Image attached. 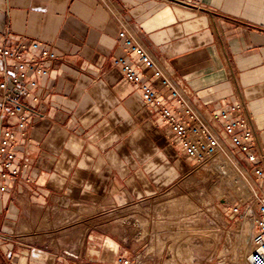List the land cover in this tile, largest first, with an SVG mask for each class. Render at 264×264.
I'll use <instances>...</instances> for the list:
<instances>
[{
	"label": "crops",
	"instance_id": "crops-1",
	"mask_svg": "<svg viewBox=\"0 0 264 264\" xmlns=\"http://www.w3.org/2000/svg\"><path fill=\"white\" fill-rule=\"evenodd\" d=\"M121 30L203 115L243 103L264 153V0H0V47L38 40L61 62L47 77L31 76L39 96L26 128L32 164L0 191V264H113L117 242L105 240L113 256L102 259L90 230L76 258L60 257L86 234L66 226L95 217L79 216L75 207L97 206L111 190L148 200L191 169L141 90L114 64L122 55L134 61ZM7 67L0 58V81ZM22 158L18 153L14 164ZM53 205L73 210L71 219L41 229L40 242H32L37 228L27 229L26 216Z\"/></svg>",
	"mask_w": 264,
	"mask_h": 264
},
{
	"label": "built area",
	"instance_id": "built-area-1",
	"mask_svg": "<svg viewBox=\"0 0 264 264\" xmlns=\"http://www.w3.org/2000/svg\"><path fill=\"white\" fill-rule=\"evenodd\" d=\"M119 36L134 61L122 55L113 59L114 64L126 82L141 90L147 110L160 116L170 132L171 141L182 148L192 167L209 166L207 171L212 173L209 181L215 187L218 177L231 175L229 181L237 194L250 193V199L242 203L243 208L236 203L227 206L230 214L238 216L242 237H246L244 225L249 224L248 250L239 256L235 252L236 248H232L229 239H226V244L217 253L213 264H264V153L243 103L239 102L230 109L211 112L209 116L203 115L179 93L176 82L162 72L156 59L131 33L121 30ZM0 58L8 64L7 69L2 71L3 80L0 81V191H4L6 180L18 176L25 167L32 164L27 158L31 139L26 128L30 115L35 113L39 96L34 91L37 82L31 76L39 74L47 77L52 70L60 67L61 62L51 48L38 40L29 42L26 38L15 41L12 46L0 47ZM170 101L174 102V109L168 107ZM18 153L23 158L20 164L15 165ZM224 163H228V173L215 168ZM190 170L189 174L192 173ZM235 174L247 185L244 193L238 192V185L233 182ZM211 190L212 186L209 188ZM37 208V214L34 210L26 216V220H30L27 229L31 231L32 227L37 228L38 236L31 239L35 243L42 239L41 229L51 230L57 222L55 230L62 220L70 218L68 216L64 219L62 214L71 213L63 212L54 205ZM82 241L83 238L74 241L70 249L60 254V257L76 258V253L82 248ZM54 244L51 247L56 248ZM175 256L165 263L182 264L191 260ZM148 258H141L138 254H117L113 264H149ZM190 264L211 262L199 256L194 257Z\"/></svg>",
	"mask_w": 264,
	"mask_h": 264
},
{
	"label": "rangeland",
	"instance_id": "rangeland-1",
	"mask_svg": "<svg viewBox=\"0 0 264 264\" xmlns=\"http://www.w3.org/2000/svg\"><path fill=\"white\" fill-rule=\"evenodd\" d=\"M208 167L197 165L191 167V174L188 172L187 174L183 175L182 178L178 180V182L170 186L167 190L158 194H154L152 197H146L148 200H141L145 198L133 200L127 191H118L113 193V190H111L105 194L104 197L99 200V204L93 208L89 206H83V212L81 210H77V207H75V214L83 217L87 214H93L95 216L94 218L85 219L84 221L78 220L76 223L69 224L66 226V228L69 229L72 227L74 228L73 231L77 230L79 233H86L82 241L83 244L85 239H88L87 236L91 234L88 232V230H90V232H97L93 235L91 234L92 240H89V242H91L90 244L95 242L97 245L101 246L102 249L104 248V252L101 251L102 254H100L102 259L107 260V257L110 258L113 256L107 252V249L104 246L105 240L110 238L112 240L114 239L119 245L118 254H125L126 256L138 254L141 256V258L145 256L146 258L151 257L148 260L149 264H164L166 261H168V259H170L171 255L173 256L176 254L174 246L170 245L169 243L171 241L172 243L173 241L175 242L178 238V234L185 230L184 224L186 225L192 222L193 226H195V224L198 223L200 225H205L210 222L211 225H214V228L218 232V243L213 244L212 246H206L197 249L193 256L204 257V260L213 264L217 258V253L221 247L226 244V239H229L232 248H236V245L240 244L242 239L248 238L247 236H241L243 231L238 224V216L230 214L227 210V206H232L234 203H236L238 207L243 208L242 203L245 202V200L250 199V193H246L244 195L237 194V192H235L234 185L231 181H229V177L225 176L224 178L223 175L222 177H218V182L216 185L217 187H215L212 182L210 183L208 181L202 183L198 182L197 184H195L193 181H186L188 178H190V176L199 177L201 174L206 173ZM211 186L213 190L209 191ZM199 191H202L203 195H201V199L203 200V203L201 208L197 209V212L188 213L189 211H184L178 217L165 216L161 211H157L155 213L151 212L155 210L153 207L161 204L165 205V202L169 201V199H176L181 196L188 197L193 192ZM69 211L73 212L71 209L65 210V212ZM35 212L38 213L37 210ZM218 214H221V219L220 217L216 216ZM70 215L71 213H69V215L65 214L63 217L67 218ZM69 221L70 220L62 223L64 225L60 226L64 227ZM63 230L60 229V231L55 232L57 235L59 234L57 236V240L60 242L66 241L68 237L67 232H63ZM61 232L63 233L60 234ZM156 233H158V237ZM154 236L155 239L159 238L160 241L163 239L166 240V238L168 241H170L167 243V245H163L164 248L162 251L159 253L156 252V254H151L149 252V249L152 246L151 243L154 245L157 242V239H154V241L153 239H150L151 237L154 238ZM51 243H56V240L52 238ZM95 252H97V250ZM89 253L94 252L90 250ZM109 260L112 259L110 258Z\"/></svg>",
	"mask_w": 264,
	"mask_h": 264
},
{
	"label": "bare ground",
	"instance_id": "bare-ground-1",
	"mask_svg": "<svg viewBox=\"0 0 264 264\" xmlns=\"http://www.w3.org/2000/svg\"><path fill=\"white\" fill-rule=\"evenodd\" d=\"M231 166V165H229ZM216 169L218 170H223V171H227L228 169V163H224V165H218L215 166ZM225 173H228L225 172ZM212 173L209 171H206V173L201 174L199 177L198 176H190V178H188V180L186 181H193L195 184L202 183V182H210V178H211ZM231 176V175H230ZM229 176V177H230ZM235 179L233 178V182H236L237 188H239L238 192L240 191L241 193H244V191L246 190L247 185L244 183L243 179H241L237 174L234 175ZM211 183V182H210ZM214 185V183H212ZM215 186V185H214ZM202 191L199 192H193L190 196L185 197V196H181L178 197L176 199H169V201L165 202V205H156L155 207H153L155 210L151 211L152 213H155L157 211H161L164 213L165 216H172V217H178L182 212L184 211H189L190 212H197V209L201 208V205L203 203V200L201 199ZM200 206V207H199ZM79 210H83V207L78 208ZM94 210V209H92ZM187 213V212H186ZM65 216V214H63ZM69 215V214H68ZM217 217H220V214L216 215ZM67 217V216H66ZM65 218V217H64ZM137 222V221H136ZM57 225V222L55 225H53L51 227V230L54 229ZM185 225V224H184ZM119 226V225H118ZM117 227V226H116ZM121 227V226H119ZM118 227V228H119ZM183 227V226H182ZM185 230L180 232L178 234V238L176 239V241L172 243V241L169 243L170 245L174 246L175 248V252H176V256L175 257H179L182 259H191V260H186L185 263L182 264H190V262H192V259L194 258L193 254H195L194 252L199 249V248H203L206 246H212L213 244L218 243L217 242V237H218V232L217 230L214 228V225H211V223H207L205 225H200L195 224V226H193L192 222L185 225ZM27 228V226L25 224H23V226L21 227V230H25ZM175 228V227H174ZM244 233L248 234V231L250 230L249 228V224H245L244 225ZM113 230V229H111ZM117 230V229H116ZM115 230V231H116ZM174 230V229H173ZM114 231V230H113ZM119 231V230H117ZM175 231V230H174ZM26 232V231H25ZM24 232V233H25ZM179 232V231H178ZM230 232V231H229ZM232 232V231H231ZM145 233V232H143ZM27 234V233H26ZM158 233H156L157 235ZM125 235V234H124ZM234 235V234H233ZM142 236V235H141ZM158 237V235H157ZM80 238V237H79ZM83 238V237H82ZM166 238V237H164ZM174 238V237H173ZM143 239V238H142ZM148 239V238H147ZM151 240L155 239L154 238H150ZM157 242L156 244H152L151 243V247L149 249V252L152 254H156L159 253L160 251L163 250V245H167V243L170 241H168V239L166 238V240H162L160 241L159 238H156ZM155 239V240H156ZM175 240V239H173ZM248 240V241H247ZM172 243V244H171ZM169 245V246H170ZM250 246V242H249V238L246 239H242L240 244H237L236 246V254L241 256L242 254H244V252L246 250H248ZM174 250V249H173ZM169 251V250H168ZM203 251V250H200ZM146 254V253H145ZM197 255V254H196ZM148 256V255H147ZM146 257V256H145ZM157 257V256H156ZM161 257V256H160ZM159 257V258H160ZM172 257V255H171ZM151 258V257H150ZM148 258V259H150ZM155 258V257H154ZM164 259V258H163ZM165 261V260H164ZM167 262V261H166ZM165 264H169V263H165ZM171 264H176V263H171Z\"/></svg>",
	"mask_w": 264,
	"mask_h": 264
}]
</instances>
